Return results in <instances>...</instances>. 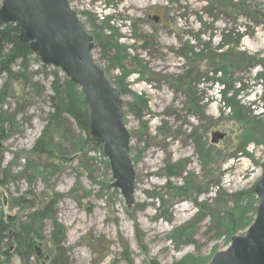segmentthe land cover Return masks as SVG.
<instances>
[{
    "label": "rangeland",
    "instance_id": "374dc122",
    "mask_svg": "<svg viewBox=\"0 0 264 264\" xmlns=\"http://www.w3.org/2000/svg\"><path fill=\"white\" fill-rule=\"evenodd\" d=\"M68 1L94 38L95 62L115 86L123 78L135 201L128 206L121 190L112 187L102 142H87L67 113L61 128L50 122V74L55 67L44 68L34 56L27 73L14 63L12 71L21 77L0 76V114L7 113L3 125L0 120V221L9 224L0 245L9 255L0 256V264H174L187 254L208 258V264L234 235L244 234L258 204L255 212L247 207L228 230L208 216L225 201L246 206L248 194L242 192H254L261 175L264 139L255 135L245 142L244 134L246 124L264 133V123L248 124L250 117L264 122V0H147L139 11L124 8V0ZM100 3L110 6L116 20L102 21ZM222 42L223 51L246 55L234 72L242 84L228 85L227 104V87L218 81L228 75L214 67L206 75L207 60L201 54L208 49L214 61ZM193 64L202 67L203 76L184 79ZM234 96L246 119L230 110ZM216 131L226 137L212 145ZM42 138L53 155L44 156L39 165L33 149ZM178 161L182 175L170 172ZM147 165L153 175L146 176ZM186 177L193 191L178 198ZM236 193L240 196L234 197ZM52 204L64 228L60 245L53 240V221L46 218L36 223L41 229L39 251L20 253L16 244L8 247L20 222ZM198 204H204L201 220L196 217L203 211ZM195 217L196 244L177 249L169 232Z\"/></svg>",
    "mask_w": 264,
    "mask_h": 264
},
{
    "label": "water",
    "instance_id": "95a60500",
    "mask_svg": "<svg viewBox=\"0 0 264 264\" xmlns=\"http://www.w3.org/2000/svg\"><path fill=\"white\" fill-rule=\"evenodd\" d=\"M0 20L14 24L19 38L29 42L45 65L59 68L84 95L92 137L103 143L114 182L128 206L134 204L136 172L131 157V135L125 123L122 93L95 62L94 38L68 0H2ZM158 18H155V22ZM226 137L212 133V144ZM254 193L258 204L252 224L234 235L229 246L208 264H264V161Z\"/></svg>",
    "mask_w": 264,
    "mask_h": 264
},
{
    "label": "trees",
    "instance_id": "16d2710c",
    "mask_svg": "<svg viewBox=\"0 0 264 264\" xmlns=\"http://www.w3.org/2000/svg\"><path fill=\"white\" fill-rule=\"evenodd\" d=\"M107 20L106 22H108ZM245 33H247L246 28L243 30ZM225 44H220L218 46V49L221 50L220 54L217 55V58L213 61L212 53L209 52L207 49L206 51H202L203 58L207 60L205 64V71L206 75L209 73V71L214 67L215 72L220 71L225 74V76L228 77L226 79H221L218 81L219 84H223L224 88L227 87L226 90L223 91L224 101L228 102L226 99V94L228 92V85H232L233 83L239 84L241 86L242 80L241 79H235L234 78V72L237 70L239 66L242 65V61L246 58L245 54L239 53H233V52H225L224 46ZM117 50H119L120 46H115ZM35 57V60L42 63L40 58L32 52L30 43L24 42L19 38V29L14 24H4L0 20V76L3 74H7L9 76V80L13 77H19L22 76L21 72L15 73L12 70V67L14 63L19 62L21 71L27 73L29 69V64L31 57ZM220 58V61L219 59ZM212 59V60H211ZM44 68H47L49 65L41 64ZM214 65V66H212ZM210 69V70H209ZM51 76V82H50V90L51 95L49 97L51 106L53 109V113L51 114L50 122L54 123L56 128H61L63 125H65L68 122V119L65 117V113L69 114L76 124L78 125L79 129L82 130L85 134V140L87 142H94L101 145V141L99 139H96L92 137L89 127V114L88 109L85 104V100L83 98V93L80 92L79 87L72 82L67 76L61 75V72L55 67L54 70L50 74ZM30 76V75H29ZM203 76L202 74V67L200 65H196L194 68V64L190 69L186 72V74L183 76L184 79H200ZM264 76V74H262ZM262 78V77H260ZM122 83L123 78L119 80L118 84L116 85L120 90H122ZM36 86V84H34ZM0 99L2 100V95L0 94ZM231 103H228V106L230 107V110L234 113L239 112L240 115H242L243 118L246 119V116L243 114L242 107L239 105L238 101H236V97L230 99ZM224 102V103H225ZM7 113L1 112L0 114V120L1 125L6 121ZM255 119V118H254ZM262 120H255L252 121L251 117L248 120V124H262ZM248 128H247V127ZM245 126V134L244 136H248L246 138L245 142H248L250 139H254L255 135H259L264 139V133L258 132L256 130L252 131V129L246 124ZM43 135L42 137H44ZM44 139V140H43ZM51 144L49 142H45V138H42L33 149V152L36 153V158L39 161L38 164L40 165L43 160V157L46 156L48 158L52 159L53 155V149L50 146ZM201 161L204 165L208 164V159H205V152L203 149H199ZM183 166V165H181ZM37 167H39L37 165ZM36 167V168H37ZM178 172H175V171ZM183 170H178V167H172L171 173L175 172L177 175H182ZM186 185H184L182 188H179L181 191V195L177 196L178 198L185 199L187 196H189L190 191H193L192 183L189 178H185ZM2 183V182H1ZM208 187V186H207ZM200 192V189H199ZM248 194L249 201H247L246 206L242 205V201H234L231 200V202L225 201V203L218 209L215 208L214 212H211L208 214V216H211L214 220H218V225H220V229L228 230L235 221L239 218L241 213L245 211L247 207H254V204H257V199L254 198V192L251 190L250 192H242V196H245ZM240 194H235L234 197H238ZM218 198L221 197V193L217 196ZM232 197V196H231ZM22 200L27 203H30L29 201L22 198ZM203 209L204 204H198ZM52 206L48 205L44 210L39 209L34 211L33 214H30L29 220L20 222L18 224V230L13 234L12 242L8 244V247H12L13 244H16V251L22 252L26 251L28 253L33 252L34 250L39 251L40 250V243L39 240V234L41 232L40 226L36 223H42V221L46 218H51L53 221L56 231L53 235L54 243L57 245H60V240L62 237L64 238V228L57 223V220L54 216V209ZM255 212V207L252 208ZM203 211L196 215L199 216L198 220L203 219L202 217H205L206 215H203ZM170 216V215H169ZM196 217L187 222L183 227L181 228H174L173 229V236H178L183 233H187L189 231L196 233V225H195V219ZM251 219L247 221L245 226H249ZM191 222V223H190ZM15 225H17L15 223ZM9 229V224L7 222L0 221V245L3 242L4 233L7 232ZM233 234V233H231ZM37 236V237H36ZM195 236V235H194ZM39 243V244H38ZM194 243V241L192 242ZM38 246V247H37ZM106 248L109 250V246H106ZM10 249V248H9ZM58 249L63 250L60 246ZM57 249V250H58ZM127 250V249H126ZM9 251V250H8ZM9 255V252H3L0 248V256L3 255ZM107 253H104V255L98 259H104L106 257ZM155 261V260H152ZM208 261V258H201L200 256L188 255L180 262H177L175 264H200ZM151 264H157L156 261L152 262Z\"/></svg>",
    "mask_w": 264,
    "mask_h": 264
},
{
    "label": "bare ground",
    "instance_id": "6f19581e",
    "mask_svg": "<svg viewBox=\"0 0 264 264\" xmlns=\"http://www.w3.org/2000/svg\"><path fill=\"white\" fill-rule=\"evenodd\" d=\"M124 1H125L124 8H131L132 6H135V7H134V11H139L140 8H141V5H144V4L147 2V0H124ZM180 162H181V161H178V163H177L176 166H179ZM148 166H149V165H147L146 176L153 175V174H154V171H152L151 169H149ZM172 167H175V166H171V168H172ZM148 196H150L149 193H148ZM140 197H142V196H140ZM140 197H138V199H139ZM141 202H143V201H141ZM153 203H154V202H153ZM143 204H144V203H142V205H140V206L143 207V206H144ZM138 223H139V222H138ZM186 223H187V222H186ZM186 223L181 224V225L178 226L177 228H181V227H183ZM141 227H142V225H141ZM137 229L141 230V228H140V224H137ZM172 231H173V230H172ZM172 231L169 232L170 234L168 235V238L171 239V240L173 241V244H175V247H176L177 249H179V248H181V247H184V246H187V245H189V244H196V241H195L194 239H195V236H196V233H197V228H196V230H195L196 233H193V232H191V231H189V232H187V233H183V232H181V234L178 235V236H173V232H172ZM194 235H195V236H194ZM193 241H194V243H192ZM188 255H193V254H187V255H185L183 258H181L180 260L176 261L175 263L180 262L181 260H183V259H184L186 256H188ZM175 263H174V264H175Z\"/></svg>",
    "mask_w": 264,
    "mask_h": 264
},
{
    "label": "flooded vegetation",
    "instance_id": "af4514ba",
    "mask_svg": "<svg viewBox=\"0 0 264 264\" xmlns=\"http://www.w3.org/2000/svg\"><path fill=\"white\" fill-rule=\"evenodd\" d=\"M150 17V16H149ZM155 18H156V16H154V22H155ZM159 19V18H158ZM155 23H158V21L157 22H155Z\"/></svg>",
    "mask_w": 264,
    "mask_h": 264
}]
</instances>
